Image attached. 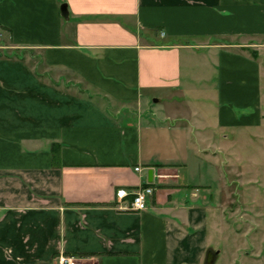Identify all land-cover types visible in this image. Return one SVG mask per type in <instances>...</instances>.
<instances>
[{
	"label": "crops",
	"instance_id": "crops-1",
	"mask_svg": "<svg viewBox=\"0 0 264 264\" xmlns=\"http://www.w3.org/2000/svg\"><path fill=\"white\" fill-rule=\"evenodd\" d=\"M263 39L264 0H0V264H204L219 149L186 93L258 124Z\"/></svg>",
	"mask_w": 264,
	"mask_h": 264
},
{
	"label": "rangeland",
	"instance_id": "rangeland-1",
	"mask_svg": "<svg viewBox=\"0 0 264 264\" xmlns=\"http://www.w3.org/2000/svg\"><path fill=\"white\" fill-rule=\"evenodd\" d=\"M250 54L261 66V116L255 126L220 124L216 93L208 91L214 85L186 93V110H194L190 120L201 126L203 140L210 137L219 149L199 161L201 181L210 182L217 205L216 216H210L216 225L209 243L219 251L213 264H264V39L258 48H250ZM154 99L149 104L158 116L162 104Z\"/></svg>",
	"mask_w": 264,
	"mask_h": 264
},
{
	"label": "built area",
	"instance_id": "built-area-1",
	"mask_svg": "<svg viewBox=\"0 0 264 264\" xmlns=\"http://www.w3.org/2000/svg\"><path fill=\"white\" fill-rule=\"evenodd\" d=\"M139 171V168H135ZM153 194V189L150 186H140L131 193V200L124 202L123 199L128 196L125 190H118L115 193V198L119 203L118 208L127 211H144L147 207V199ZM83 259L71 255L59 254L53 264H83Z\"/></svg>",
	"mask_w": 264,
	"mask_h": 264
},
{
	"label": "water",
	"instance_id": "water-1",
	"mask_svg": "<svg viewBox=\"0 0 264 264\" xmlns=\"http://www.w3.org/2000/svg\"><path fill=\"white\" fill-rule=\"evenodd\" d=\"M60 11L61 15L66 17L67 16V8L66 4H62L60 6ZM219 251L218 250H212L208 249L205 253V258H204V264H213L215 262L216 256L218 255Z\"/></svg>",
	"mask_w": 264,
	"mask_h": 264
},
{
	"label": "trees",
	"instance_id": "trees-1",
	"mask_svg": "<svg viewBox=\"0 0 264 264\" xmlns=\"http://www.w3.org/2000/svg\"><path fill=\"white\" fill-rule=\"evenodd\" d=\"M254 56V55H253ZM59 145H53L52 147V159H53V164L59 165Z\"/></svg>",
	"mask_w": 264,
	"mask_h": 264
}]
</instances>
